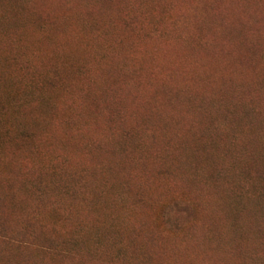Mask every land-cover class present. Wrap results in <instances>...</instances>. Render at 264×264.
<instances>
[{"label": "rangeland", "instance_id": "374dc122", "mask_svg": "<svg viewBox=\"0 0 264 264\" xmlns=\"http://www.w3.org/2000/svg\"><path fill=\"white\" fill-rule=\"evenodd\" d=\"M0 264H264V0H0Z\"/></svg>", "mask_w": 264, "mask_h": 264}]
</instances>
